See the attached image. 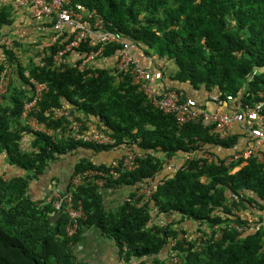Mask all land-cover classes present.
I'll return each instance as SVG.
<instances>
[{
    "label": "trees",
    "instance_id": "obj_1",
    "mask_svg": "<svg viewBox=\"0 0 264 264\" xmlns=\"http://www.w3.org/2000/svg\"><path fill=\"white\" fill-rule=\"evenodd\" d=\"M72 1L96 9L106 26L143 56L174 66L169 72L159 64L154 68L163 72L154 83L160 92L176 89L187 98L189 83L204 94L206 109L210 93L219 92L222 100L233 95L243 112L260 106L264 116V0ZM10 16L4 6L0 29L13 21ZM63 40L49 53L64 46ZM94 41L77 48L82 56L77 62L101 47L104 59L121 56L122 43ZM19 44L0 43L6 57L0 62V79L5 69L13 70L0 102V155L9 167L0 173V264H86L75 248L91 228L115 242L126 264H264V163L249 158L242 165L241 160L235 172L223 159L218 164L205 156L218 155L220 146L232 148L240 135L221 139L205 120L179 125L115 63L86 71L75 64L56 69L52 56L42 58V53L37 55L47 59L45 66L33 57L24 61ZM31 78L48 84L36 115L49 128H61L53 135L35 131L23 120ZM160 80L167 81L159 87ZM168 80L174 85L168 86ZM55 108L70 112L54 118ZM71 117L93 120L111 142L76 137L68 129ZM135 144L146 156L138 158L135 169L110 177L103 192L97 175L85 174L107 169ZM186 155L191 158L185 160ZM174 158L176 166L168 169ZM51 171V178H64L65 192L72 190L82 200L86 218L73 236L67 233L69 215L46 202L50 194L42 199L33 192V185L43 184ZM78 174L82 183L75 186L72 178ZM108 191L119 194L110 206Z\"/></svg>",
    "mask_w": 264,
    "mask_h": 264
},
{
    "label": "built area",
    "instance_id": "obj_2",
    "mask_svg": "<svg viewBox=\"0 0 264 264\" xmlns=\"http://www.w3.org/2000/svg\"><path fill=\"white\" fill-rule=\"evenodd\" d=\"M17 3L31 11L36 19H49L52 22L53 33L50 39L42 42L37 47L38 54L52 56V66L56 69H62L64 66L76 65L80 71H86L95 67H102L99 61L103 58L104 47L97 51H90L83 56L80 62H77L80 56L77 48L83 42L90 38L98 42L115 41L122 43L124 48L121 51V56L116 55L115 66L124 72H129L133 76L134 83L140 84V89L144 91L152 99L154 106L160 108L164 113L173 114L179 123L184 125L190 121H201L214 124L213 131L219 135L221 139H227L234 136V124H245V128L249 133L250 142L242 149L235 144L232 148H222L218 151V155H213L206 152L205 156L209 162H217L220 164V159H223V165L233 171H237L242 165L246 163L249 158H256L261 164L264 163V116L260 113L262 108L247 107L246 111H241V104H235L233 95H228L225 100L221 99L219 92L210 93V101L215 105L224 103H232V107L228 110L209 111L204 108L203 100L194 99L191 97H183L176 89H169L167 92H160L159 88L154 85L156 80L163 77V72L155 69H147L140 64L134 57L132 46L128 40L121 36L118 32L112 31L106 26L102 16L96 9H89L82 3H73L72 0H17ZM66 41L64 46H59L54 54L49 53V47L58 43L60 40ZM36 60L45 66L48 64L47 59H42L39 55L35 57ZM12 68L5 69L1 74L0 79V97L7 93L10 83V75H12ZM28 75V71L25 73ZM32 95L31 99L25 103L22 117L26 124L31 126L35 131H41L48 135H53L55 132L61 131V128L56 131L54 128H49L46 123L40 122L36 113L40 101L46 91H48V84L37 81L31 78ZM1 102V100H0ZM54 118H60L63 115H68L69 110L64 108H55ZM72 123L69 124L68 129L74 132L78 138L85 140L97 141L102 144H108L111 139L105 133L100 131L94 121L84 119L82 122H77L71 117ZM247 121L250 124H247ZM261 122L254 126V123ZM82 128H89V131H81ZM81 131V132H80ZM224 151L225 153H221ZM146 153L140 150L135 144L129 146L124 157L114 158L108 164L107 169L102 170H88L85 174L97 175L95 179L99 189L103 192L105 185L108 183L110 177L118 178L122 171L133 170L139 165L138 158H143ZM191 155H186V159H190ZM242 160V165H241ZM239 163L240 165L234 167L232 164ZM175 163L170 162L168 169H173ZM82 176L80 174L72 178L75 186L82 183ZM146 196L151 194L147 187L141 189ZM55 196V197H54ZM54 197V198H53ZM46 200L53 202L54 207L58 212L67 213L69 215V223L67 225V233L73 236L77 233L80 227V220L86 218L83 208L82 200L77 198L72 190L65 192L62 189L57 194H50ZM143 204V201L140 205ZM250 219V218H249ZM165 223V222H164ZM181 237L183 233L179 234ZM206 239V236L202 241ZM199 243L201 241L199 240Z\"/></svg>",
    "mask_w": 264,
    "mask_h": 264
},
{
    "label": "crops",
    "instance_id": "obj_3",
    "mask_svg": "<svg viewBox=\"0 0 264 264\" xmlns=\"http://www.w3.org/2000/svg\"><path fill=\"white\" fill-rule=\"evenodd\" d=\"M4 6L9 7L11 15L10 18L13 21L11 23L4 24L0 29V43L12 46L15 42H18L21 47H19L17 52L24 61H28L30 57L35 58L34 54H37L36 51L39 44L49 40L51 34L53 33L51 27L52 25H50L49 19H36L32 15L31 11L20 6L17 3V0H0V11ZM132 49L135 59L137 61L139 60L140 64H145L148 67L157 69V62H153L146 56H143L142 52L134 45L132 46ZM163 83L160 80L159 87L160 84ZM167 84L168 86L174 85L172 81L169 83V80ZM186 91H188V97L198 100H202L204 98V94L199 90L197 91L191 88H186ZM211 103L208 104L207 109L212 112L217 110H228L232 107V103H224L220 105H215L213 102ZM233 133L234 135H240L237 143V145H239V149L244 148L250 142L249 133L245 128V124H234ZM221 153L225 152L222 151ZM114 157L116 156H112L111 158ZM171 162L175 163V158ZM4 168L9 169L6 164L4 165ZM46 178L47 179L43 181V184L35 183L33 185V192L38 194L40 198L45 197L48 194H57L64 186V178H61V181H58L57 178ZM118 198V193L110 191L106 192V204L108 206L115 204ZM75 249L77 250L76 254H79L77 255L78 258L81 262L84 261L86 264H126L122 260L115 242L106 237L102 230H99L98 228H91L89 230L86 229L83 232L79 245Z\"/></svg>",
    "mask_w": 264,
    "mask_h": 264
},
{
    "label": "rangeland",
    "instance_id": "obj_4",
    "mask_svg": "<svg viewBox=\"0 0 264 264\" xmlns=\"http://www.w3.org/2000/svg\"><path fill=\"white\" fill-rule=\"evenodd\" d=\"M31 50V49H30ZM37 52V51H36ZM37 54H38V52H37ZM36 54V55H37ZM34 56H35V54H34ZM146 56V55H145ZM149 60H151V61H153V62H157L162 68H167L166 69V71H168L169 72V70H172L173 68H174V66L173 65H169V64H167L168 62H165V61H162V59H160L159 57H155V58H153V57H151V56H146ZM30 58H32V57H30ZM6 60V57H5V53H4V51H3V49L0 51V62H2V61H5ZM27 61V60H26ZM100 63H99V65H110V66H113V64L114 63H116V58H106V59H104V58H101L100 59V61H99ZM179 85V84H178ZM181 86L183 85H185V84H180ZM185 87L188 89V88H192V86L188 83V85H185ZM0 100L3 102L4 100H3V98L2 97H0ZM31 139L29 138V141H30ZM4 158V154L3 155H0V173H2L1 171H2V169H3V167H4V165H5V159H3ZM69 168H70V166L69 167H66V169H64L63 171H62V173L64 174V175H67L68 173H67V169L69 170ZM52 174H53V172L51 171L50 173H49V176L48 177H52Z\"/></svg>",
    "mask_w": 264,
    "mask_h": 264
},
{
    "label": "clouds",
    "instance_id": "obj_5",
    "mask_svg": "<svg viewBox=\"0 0 264 264\" xmlns=\"http://www.w3.org/2000/svg\"><path fill=\"white\" fill-rule=\"evenodd\" d=\"M105 66H110V65H105ZM93 121V120H92ZM149 189V188H148ZM49 195V194H48ZM48 195H46V196H48ZM45 197H42V199H44ZM46 202H48L47 200H46ZM202 244V242L200 243V245ZM202 247L201 246H199V248H198V250H200Z\"/></svg>",
    "mask_w": 264,
    "mask_h": 264
}]
</instances>
